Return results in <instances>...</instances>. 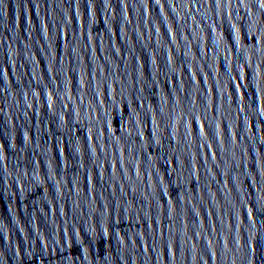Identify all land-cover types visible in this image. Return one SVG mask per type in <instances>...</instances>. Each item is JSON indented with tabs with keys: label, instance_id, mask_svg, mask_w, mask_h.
<instances>
[{
	"label": "water",
	"instance_id": "1",
	"mask_svg": "<svg viewBox=\"0 0 264 264\" xmlns=\"http://www.w3.org/2000/svg\"><path fill=\"white\" fill-rule=\"evenodd\" d=\"M0 264H264V0H0Z\"/></svg>",
	"mask_w": 264,
	"mask_h": 264
}]
</instances>
